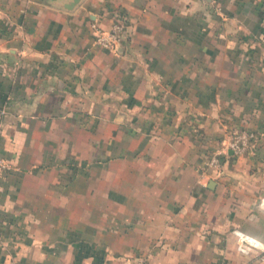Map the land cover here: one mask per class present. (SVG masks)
I'll use <instances>...</instances> for the list:
<instances>
[{"label": "crops", "instance_id": "0c3cea01", "mask_svg": "<svg viewBox=\"0 0 264 264\" xmlns=\"http://www.w3.org/2000/svg\"><path fill=\"white\" fill-rule=\"evenodd\" d=\"M66 1L0 0V264H264V0Z\"/></svg>", "mask_w": 264, "mask_h": 264}, {"label": "built area", "instance_id": "2783aa9c", "mask_svg": "<svg viewBox=\"0 0 264 264\" xmlns=\"http://www.w3.org/2000/svg\"><path fill=\"white\" fill-rule=\"evenodd\" d=\"M91 27L94 32V45L116 51L121 40V36L125 31L124 22L115 18L109 27H102L97 22H92ZM257 133L254 130L243 128L231 131L223 137L220 146L215 150L204 163L198 168L200 176L208 173L209 169L218 170L221 168V157L228 151L233 154H242L255 148ZM11 168V164L0 154V182L6 171ZM258 207L264 210V194L258 198ZM233 233L236 235L237 248L243 254H249L252 250L264 252V243L258 238L238 229L234 228Z\"/></svg>", "mask_w": 264, "mask_h": 264}, {"label": "water", "instance_id": "95a60500", "mask_svg": "<svg viewBox=\"0 0 264 264\" xmlns=\"http://www.w3.org/2000/svg\"><path fill=\"white\" fill-rule=\"evenodd\" d=\"M82 0H67L63 6L67 9H72L74 8L76 5H78Z\"/></svg>", "mask_w": 264, "mask_h": 264}, {"label": "trees", "instance_id": "16d2710c", "mask_svg": "<svg viewBox=\"0 0 264 264\" xmlns=\"http://www.w3.org/2000/svg\"><path fill=\"white\" fill-rule=\"evenodd\" d=\"M235 130H237V129H235ZM234 131V130H233Z\"/></svg>", "mask_w": 264, "mask_h": 264}]
</instances>
